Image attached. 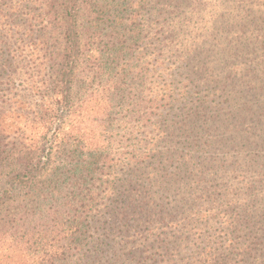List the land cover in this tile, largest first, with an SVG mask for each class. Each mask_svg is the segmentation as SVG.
Segmentation results:
<instances>
[{
	"label": "rangeland",
	"instance_id": "1",
	"mask_svg": "<svg viewBox=\"0 0 264 264\" xmlns=\"http://www.w3.org/2000/svg\"><path fill=\"white\" fill-rule=\"evenodd\" d=\"M139 3L125 17L136 27L132 54L118 59L126 62L121 76L134 82L118 88L106 134L125 158L117 178L133 183L145 208L134 216H151L121 228L97 215L88 235L103 239V257L94 264L114 263V251L121 264H202V248L220 251L228 238L238 248L264 234V0ZM41 8L39 0H0V95L26 110L50 94L21 82L43 66ZM11 73L14 84H4L1 76ZM112 82L96 77L91 90L104 92ZM140 91L147 115L134 107ZM97 96L105 95L92 94L93 116L103 106ZM236 252L230 257L241 259Z\"/></svg>",
	"mask_w": 264,
	"mask_h": 264
},
{
	"label": "trees",
	"instance_id": "2",
	"mask_svg": "<svg viewBox=\"0 0 264 264\" xmlns=\"http://www.w3.org/2000/svg\"><path fill=\"white\" fill-rule=\"evenodd\" d=\"M139 1L144 0H39L42 45L38 42L37 49L43 66L21 82L50 94L43 93L42 103L29 110L0 95V264H94L103 257V239L88 235L97 215L121 228L132 225L130 219L151 216H134L145 208L133 197V183L117 178V165L125 158L111 148L106 134L118 88L134 82L132 75L121 76L125 61L118 59L132 54L128 42L136 27L125 17ZM14 76L1 77L13 85ZM96 77L111 78L112 85L92 91ZM92 94L105 95L97 116L91 112ZM158 95L156 90L149 99L151 110ZM136 99L134 107L147 115L144 91ZM151 210L146 212H157ZM260 222L264 228V219ZM263 238L259 230L236 242L238 248L228 238L222 250L202 248L197 254L202 264H264ZM231 251L241 259H232ZM113 254L115 262L109 264H121L122 255Z\"/></svg>",
	"mask_w": 264,
	"mask_h": 264
}]
</instances>
